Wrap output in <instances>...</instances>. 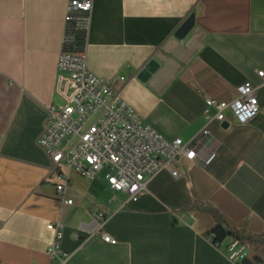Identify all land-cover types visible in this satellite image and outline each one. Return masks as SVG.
I'll use <instances>...</instances> for the list:
<instances>
[{"label": "crops", "instance_id": "1", "mask_svg": "<svg viewBox=\"0 0 264 264\" xmlns=\"http://www.w3.org/2000/svg\"><path fill=\"white\" fill-rule=\"evenodd\" d=\"M70 3L0 0V264H51L50 222L63 232L58 264H235L225 251L233 237L216 245L208 232L218 218L190 205L198 198L231 227L264 234V0H94L68 21ZM191 12L196 29L178 38ZM82 31L75 50L88 68L144 123L198 147L195 159L181 158L180 176L160 170L136 200L102 175L56 164L39 142L48 105L63 101L59 54ZM153 57L160 66L144 80ZM248 81L258 97L249 119L233 107L206 119L207 97L232 101ZM59 176L72 203L60 199ZM98 211L107 214L101 225ZM254 254H264L263 237L249 242Z\"/></svg>", "mask_w": 264, "mask_h": 264}, {"label": "built area", "instance_id": "2", "mask_svg": "<svg viewBox=\"0 0 264 264\" xmlns=\"http://www.w3.org/2000/svg\"><path fill=\"white\" fill-rule=\"evenodd\" d=\"M93 3L94 0H71L68 21L77 18L78 10L90 11ZM57 66L60 72L58 94L63 101L59 105H48L49 116L39 138L56 164L66 163L91 179L102 175L113 189L126 191L130 199L136 200L146 191L148 179L160 170L168 168L173 175L180 176L183 172L179 166L181 158L193 160L198 156L196 144L180 136L168 139L144 123L142 115L108 79L88 68L84 52L62 49ZM258 75L264 81V68L258 69ZM256 90L248 81L238 87L239 94L232 101L207 97L206 119L223 120L229 107L242 119H249L258 109ZM202 134L209 135V129L205 127ZM59 177L62 180L57 183L60 199L72 203L73 199L65 196L68 182L63 176ZM96 217L101 225L107 214L98 211ZM49 226L56 229L48 248L51 264H58L67 256L60 247L63 232L59 224L54 226L50 222ZM102 233L105 240L117 242L111 234ZM214 243L221 246L219 241ZM225 251L235 264H242L248 256V246L237 237L227 243Z\"/></svg>", "mask_w": 264, "mask_h": 264}, {"label": "trees", "instance_id": "3", "mask_svg": "<svg viewBox=\"0 0 264 264\" xmlns=\"http://www.w3.org/2000/svg\"><path fill=\"white\" fill-rule=\"evenodd\" d=\"M85 29V27L83 28ZM196 26L192 29V31H195ZM84 31V30H83ZM83 31L80 34V36L77 34L75 36V40H73L69 45V37L67 39V48L70 50H75L76 46H81L83 44L82 38H83ZM72 45V46H71ZM192 207H198L202 210L210 211L218 218L216 224L210 229L208 232V235L212 237L214 241H223L226 238L232 236L239 238L242 242H244L247 246L250 241L258 240L260 237L264 238V234H253L246 229H235L231 227L224 219H220V215L218 213V210L213 207L211 204H206L202 201H200L198 198H195L193 203L190 205ZM242 264H264V254H254L252 257L246 256Z\"/></svg>", "mask_w": 264, "mask_h": 264}, {"label": "water", "instance_id": "4", "mask_svg": "<svg viewBox=\"0 0 264 264\" xmlns=\"http://www.w3.org/2000/svg\"><path fill=\"white\" fill-rule=\"evenodd\" d=\"M195 22H196V14L195 12H191L177 28L175 35L178 38H184L194 28ZM159 66H160V61L157 58L153 57L140 70L138 76L144 80H147L148 77H150L151 73L155 72ZM228 124L229 122H225V125Z\"/></svg>", "mask_w": 264, "mask_h": 264}]
</instances>
